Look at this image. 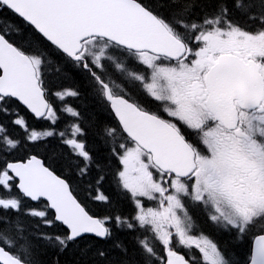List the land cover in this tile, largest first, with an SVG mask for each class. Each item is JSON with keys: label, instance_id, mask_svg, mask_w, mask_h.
I'll use <instances>...</instances> for the list:
<instances>
[{"label": "snow or ice", "instance_id": "1", "mask_svg": "<svg viewBox=\"0 0 264 264\" xmlns=\"http://www.w3.org/2000/svg\"><path fill=\"white\" fill-rule=\"evenodd\" d=\"M0 264H264V0H0Z\"/></svg>", "mask_w": 264, "mask_h": 264}]
</instances>
